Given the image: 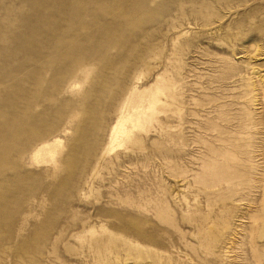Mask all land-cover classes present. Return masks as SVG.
I'll return each instance as SVG.
<instances>
[{
  "label": "rangeland",
  "instance_id": "rangeland-1",
  "mask_svg": "<svg viewBox=\"0 0 264 264\" xmlns=\"http://www.w3.org/2000/svg\"><path fill=\"white\" fill-rule=\"evenodd\" d=\"M0 264H264V0H0Z\"/></svg>",
  "mask_w": 264,
  "mask_h": 264
},
{
  "label": "bare ground",
  "instance_id": "bare-ground-1",
  "mask_svg": "<svg viewBox=\"0 0 264 264\" xmlns=\"http://www.w3.org/2000/svg\"><path fill=\"white\" fill-rule=\"evenodd\" d=\"M124 126V122L123 120H119L117 122V124L114 126V129H113V132H112V136H111V139H112V142L116 139L117 135L122 132V133H126V129L123 128ZM111 151V149H110Z\"/></svg>",
  "mask_w": 264,
  "mask_h": 264
}]
</instances>
